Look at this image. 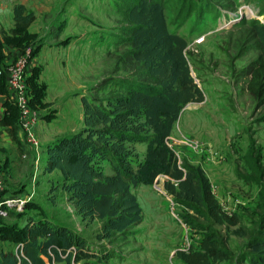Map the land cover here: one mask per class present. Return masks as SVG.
Wrapping results in <instances>:
<instances>
[{"label": "rangeland", "instance_id": "rangeland-1", "mask_svg": "<svg viewBox=\"0 0 264 264\" xmlns=\"http://www.w3.org/2000/svg\"><path fill=\"white\" fill-rule=\"evenodd\" d=\"M120 2L27 1L36 20L30 28L33 40L22 50L51 47L39 53L45 69L38 62L32 69L36 81L29 82L30 87L47 85L42 104L35 107L42 117L38 134L42 144L37 154L24 142L18 146L6 135L5 140L0 139V176L4 181L0 200L16 199L3 206L1 220L22 227L31 217L48 216L79 231L106 252L109 257L101 264H185L175 252L199 248L204 232L185 222L184 215L194 214L174 202L164 187L165 176L153 184L132 187L142 209L139 224L124 234L99 239L105 220H84L62 187L61 173L45 171V145L54 142L58 133L74 134L84 126L82 96L104 97L113 87L99 86L105 78L127 76L132 71L130 59L118 64L130 48ZM180 4L179 0H166L165 15L170 31L188 41L187 58L204 101L189 103L182 110L170 144L180 158L205 170L223 208L240 218L237 226H214L237 257L256 232L264 211V174L260 182L251 178L247 157L253 144L260 150L264 168V103L255 100L247 88L249 66L260 55L250 32L253 20L264 22V0H196L186 13ZM43 69L45 82L40 79ZM145 150L144 143L135 144L140 158ZM103 169L106 174L113 173L108 162ZM10 211L13 216H8Z\"/></svg>", "mask_w": 264, "mask_h": 264}, {"label": "trees", "instance_id": "trees-1", "mask_svg": "<svg viewBox=\"0 0 264 264\" xmlns=\"http://www.w3.org/2000/svg\"><path fill=\"white\" fill-rule=\"evenodd\" d=\"M179 1L181 10L186 7L185 13L196 3V0ZM120 3L130 48L118 64L128 58L132 61V71L127 76L105 78L99 86L113 87L104 97L82 96L84 126L45 145V171L61 173L62 187L75 201L84 220H105L103 233L97 235L99 239L124 234L139 224L142 209L132 187L150 185L165 176L164 187L174 202L194 214V217L184 215L185 222L204 232L199 248L175 252L179 259L185 264L232 260L238 264H264V211L256 232L236 257L214 226H237L240 218L223 208L205 170L180 158L170 144L182 110L189 103L203 102L204 94L191 72L187 39L168 27L166 0H121ZM14 20L13 29L4 31L0 38L1 94L8 92L3 46L7 43L24 49L33 40L29 28L36 14L17 2ZM250 36L260 55L249 66L247 88L255 100L264 103V22L253 20ZM34 76L33 72L29 79L33 84ZM46 88L29 87L34 107L42 104ZM6 106L0 124L8 127L12 141L19 146L23 143L19 136V110L12 101L7 100ZM138 142L146 145L142 158L135 152ZM247 157L251 178L260 182L264 174L260 150H255L252 144ZM105 162L111 165L112 174L105 173ZM3 216L0 213V239L16 242L20 247L18 255L12 251L2 254L0 264H45L41 255L64 260L66 264H101L109 257L79 231L48 216L31 217L22 227L4 223ZM196 218L205 223H199Z\"/></svg>", "mask_w": 264, "mask_h": 264}, {"label": "built area", "instance_id": "built-area-1", "mask_svg": "<svg viewBox=\"0 0 264 264\" xmlns=\"http://www.w3.org/2000/svg\"><path fill=\"white\" fill-rule=\"evenodd\" d=\"M229 24V23H228ZM33 48H26L7 68L6 81L12 102L19 110V127L22 133V141L37 154L41 147L39 129L42 121L40 112L33 106L29 91V76L32 69L31 60ZM196 145L195 148H197ZM4 191V181L0 176V194ZM16 199L5 198L0 200V213L5 204L9 205ZM20 202H24L23 200ZM74 249V248H73Z\"/></svg>", "mask_w": 264, "mask_h": 264}, {"label": "crops", "instance_id": "crops-1", "mask_svg": "<svg viewBox=\"0 0 264 264\" xmlns=\"http://www.w3.org/2000/svg\"><path fill=\"white\" fill-rule=\"evenodd\" d=\"M28 0H0V38H2L3 36V32H10L11 29H13V27L15 26V20H14V5L17 3V2H21L23 4L26 5ZM27 6V5H26ZM35 22V21H34ZM33 22V23H34ZM32 23V25H33ZM32 25L30 26V28L32 27ZM29 28V30H30ZM44 48H51V47H40L39 50L33 55L32 57V60H31V64H32V69L36 66H38V62H41L42 65L44 66V63L40 60L41 57L39 55V53L41 52L42 49ZM3 56H4V59H3V65L5 67V69L7 70V68L9 67V65L24 51L22 50L21 48L17 47L16 45L14 44H7L5 43L4 46H3ZM32 69H31V72H30V76H29V79L31 77V74H32ZM44 69H45V66H44ZM44 69L42 70L41 74H40V79L42 81L43 80V73H44ZM45 82V81H44ZM47 86V85H46ZM8 90V89H7ZM46 93H47V90H46ZM7 100L8 101H12L11 100V97H10V93L9 91L7 92V94H1L0 93V120L2 118V116L4 115V113L6 112V109H7V106H6V103H7ZM55 108V107H54ZM57 114V112H56ZM44 127V126H41V128ZM50 128V127H49ZM58 130H63V129H58ZM57 131H55L53 129V133L56 134ZM59 132V131H58ZM62 132V131H61ZM64 132V131H63ZM59 134V135H58ZM56 134L59 138V137H62L64 136V133H58ZM8 137H6V136ZM40 135V133H39ZM19 136L22 140V133H21V130L19 131ZM9 139L11 141V144H14L16 145L9 133H8V127L7 126H3L0 124V139ZM56 138V139H57ZM32 152V151H31ZM33 153V152H32ZM56 222V221H55ZM58 223V222H56ZM26 224V223H25ZM59 224H63V223H59ZM66 225V224H65ZM24 226V225H23ZM72 228V227H71ZM74 229V228H73ZM20 247V244L16 243V242H13V241H9V240H2L0 239V259L2 257V254L4 253H7V252H14V253H18V249ZM18 255V254H17ZM41 257L44 259L45 261V264H66V262L64 260L62 261H56L55 259L51 260L50 258H48L47 256L45 255H41ZM73 264H83V262H79V263H73Z\"/></svg>", "mask_w": 264, "mask_h": 264}]
</instances>
